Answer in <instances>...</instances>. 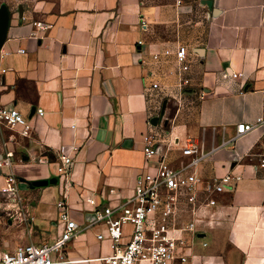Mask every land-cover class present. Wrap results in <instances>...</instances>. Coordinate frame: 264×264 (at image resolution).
Returning a JSON list of instances; mask_svg holds the SVG:
<instances>
[{"label":"crops","instance_id":"crops-1","mask_svg":"<svg viewBox=\"0 0 264 264\" xmlns=\"http://www.w3.org/2000/svg\"><path fill=\"white\" fill-rule=\"evenodd\" d=\"M201 1L0 0L8 9L0 105L15 107L31 126L22 136L19 127L0 125V158L12 159L0 170V211L28 198V222L13 221L25 243L58 237L64 222L56 203L63 200L82 227L67 257L109 254V241L96 239L105 225L89 219L95 209L130 201L152 131L171 166L184 159L181 147L190 141L206 154L196 167L200 176L231 168L241 175L234 190L216 195L217 207L200 210L203 231L187 264H200L195 253L221 264H264V168L253 167L264 134L256 126L234 140L238 123L264 117V0H211L215 11ZM188 9L201 12V20L182 21ZM177 44L186 46L189 64L183 88L176 86L178 61L163 54ZM188 99L196 110L185 118ZM61 146L71 157L67 181L58 171ZM233 149L245 155L241 162H230ZM7 173L15 178L13 193ZM51 178L56 182L30 187Z\"/></svg>","mask_w":264,"mask_h":264},{"label":"built area","instance_id":"built-area-1","mask_svg":"<svg viewBox=\"0 0 264 264\" xmlns=\"http://www.w3.org/2000/svg\"><path fill=\"white\" fill-rule=\"evenodd\" d=\"M39 29L43 30L44 25H40ZM19 52L24 51L21 49ZM163 54L173 55L178 61L175 72L179 75V83L176 86L183 88L189 82L182 77L189 70L186 46L177 44L174 48H165ZM153 59H158V54H153ZM159 88L157 82L151 84L152 90ZM37 114L42 116L44 111L37 109ZM0 125L8 129L19 127L18 133L22 136L29 135L31 131L27 120L13 106L0 105ZM256 126L264 134V117H258L253 122L238 123L234 140ZM160 142L158 133L150 131L145 135L142 150L146 170L136 178L130 201L92 211L89 223L105 225V232L97 233L96 239L109 241V254L98 258L67 257L65 248L82 227L69 217L66 201L59 200L56 206L60 210L64 228L58 237L52 242L23 243L11 251L1 250L0 264H90L101 260L104 264H187L195 239L202 235L198 228L200 210L215 208L217 201L214 197L234 190L241 175L231 168L221 176L203 178L196 167L206 154L199 145L190 141L181 147L184 159L178 166H171L160 151ZM59 155L62 166L58 171L67 181V166L71 163V157L65 153L63 146L59 148ZM253 155L258 157L253 167L264 168V139L259 151ZM244 156L233 149L230 162H241ZM11 164L9 156L0 158V170L9 168ZM6 179L11 184L7 191L13 193L15 178L7 173ZM205 245L206 242H202V246Z\"/></svg>","mask_w":264,"mask_h":264},{"label":"rangeland","instance_id":"rangeland-1","mask_svg":"<svg viewBox=\"0 0 264 264\" xmlns=\"http://www.w3.org/2000/svg\"><path fill=\"white\" fill-rule=\"evenodd\" d=\"M149 3H166V4H171V3H176L177 0H147ZM184 1H192V0H184ZM184 14L181 15L182 21L185 23L191 22L193 23L195 20H201L202 16L199 14L201 12H194L191 10H186L183 12ZM172 102H169L171 109H174V105L171 104ZM196 110V101L194 99H188L185 100V105H184V117L188 118L191 114H193ZM18 200L16 205H7L8 211H0V249L3 250H13L14 247L18 244L25 243L23 236L22 235V229H20V226L16 225L13 221L17 220L19 222L20 220H23V222H28L26 221V217H23L26 206L28 205V198L27 197H22L19 198L17 197ZM217 201L216 207L220 204L219 199L217 197H214ZM30 218V217H29ZM8 219L11 220V222H8ZM37 223V221L35 222ZM18 224V223H17ZM201 229V228H199ZM202 230V229H201ZM203 231V230H202ZM34 243H40V242H34ZM70 245V243H69ZM67 248H73L72 246H69ZM197 258L196 260L200 261L203 264H221L220 259H213L211 260L208 257V253H195V257Z\"/></svg>","mask_w":264,"mask_h":264},{"label":"water","instance_id":"water-1","mask_svg":"<svg viewBox=\"0 0 264 264\" xmlns=\"http://www.w3.org/2000/svg\"><path fill=\"white\" fill-rule=\"evenodd\" d=\"M202 3H204L208 9L215 11L216 9L212 6V1L211 0H202ZM7 24H8V9L6 5L0 4V48L3 44V41L5 39V34H6V29H7ZM155 119V118H154ZM152 119L151 124L155 125L156 120ZM56 178H51L49 180H36L32 181L30 183V187L33 186H43L48 183H55Z\"/></svg>","mask_w":264,"mask_h":264}]
</instances>
